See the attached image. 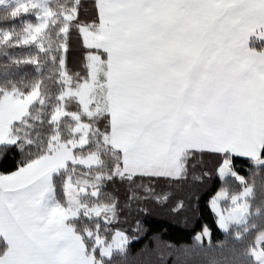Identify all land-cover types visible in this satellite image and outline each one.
Here are the masks:
<instances>
[{
	"label": "snow or ice",
	"instance_id": "snow-or-ice-1",
	"mask_svg": "<svg viewBox=\"0 0 264 264\" xmlns=\"http://www.w3.org/2000/svg\"><path fill=\"white\" fill-rule=\"evenodd\" d=\"M12 3L0 44L34 52L3 65L32 78L0 84V264H132L168 216L191 242L139 264H264V0Z\"/></svg>",
	"mask_w": 264,
	"mask_h": 264
},
{
	"label": "trees",
	"instance_id": "trees-1",
	"mask_svg": "<svg viewBox=\"0 0 264 264\" xmlns=\"http://www.w3.org/2000/svg\"><path fill=\"white\" fill-rule=\"evenodd\" d=\"M9 9L5 7L0 8V28H5L14 31V40L19 41L23 35L22 25L20 22H12L8 18ZM13 41L8 44H0V73L7 71L8 75L0 77V84L7 85L11 80L17 85L20 84L21 77H24V81L30 80L31 73L27 70H17L13 65L11 68L5 69L3 65L8 63L11 58L21 59L27 55H31L34 50L27 48H14L12 47ZM211 185L208 186L203 192L200 193L199 200V214L205 222L211 223V215L207 206L208 197L211 194ZM148 229L147 235L143 236L139 243L132 245V256L135 257L132 264H139L144 259L145 254L141 253L137 256L139 249L144 244H147L149 248H152L154 241L151 239L154 233H159L161 240L170 242L177 246L187 244L191 242V227H185L182 216H168L164 218L149 219L146 223ZM155 261V255L152 256Z\"/></svg>",
	"mask_w": 264,
	"mask_h": 264
},
{
	"label": "rangeland",
	"instance_id": "rangeland-1",
	"mask_svg": "<svg viewBox=\"0 0 264 264\" xmlns=\"http://www.w3.org/2000/svg\"><path fill=\"white\" fill-rule=\"evenodd\" d=\"M3 7V6H0V8ZM5 8H8L10 10V8H15V4L12 3V0H8V6L5 7ZM23 36V35H22Z\"/></svg>",
	"mask_w": 264,
	"mask_h": 264
}]
</instances>
